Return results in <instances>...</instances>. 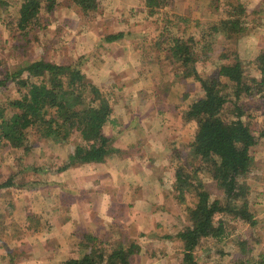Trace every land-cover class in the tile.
Listing matches in <instances>:
<instances>
[{
	"label": "rangeland",
	"instance_id": "obj_1",
	"mask_svg": "<svg viewBox=\"0 0 264 264\" xmlns=\"http://www.w3.org/2000/svg\"><path fill=\"white\" fill-rule=\"evenodd\" d=\"M54 1L52 12L48 14L43 10L38 23L28 29L27 35H23L16 31L14 25L22 0H0V80L6 73L12 75L18 67L37 59L63 66L79 65L82 72L79 62L82 57L78 56L93 50L96 41L94 42L91 36L96 34L99 36L96 43L98 44L108 35L127 33L133 36L129 39L135 41L132 47L140 46L147 54L153 52L146 56V60H152V67L155 61L161 64L156 67L155 73L160 79L158 84H170L163 87L162 103L165 98L171 101L176 99L169 97L172 88L176 89L177 99L181 102L185 101V96L191 98V103L202 96L199 83L194 78H180L185 69L179 67L171 56L173 39L191 41L189 46L198 60L193 67L200 78L214 77L222 65H234L236 61L241 63L245 82L249 83L252 93L241 94L236 99L232 95L233 90L229 89L228 95L230 102L241 106V119L256 139V144L249 150L256 169L248 175L245 182L249 187V204L257 223L249 226L222 215L219 221L223 222L225 228L223 239H202L195 249L194 256L197 264H241V260H248V264H260V261L264 260V138L260 137L264 126V99L263 95L255 91L256 87L250 80H260L261 77L255 59L264 51V0H157L159 4L152 8L146 7L145 0H98L97 10L87 16H83L78 8L67 0ZM222 20H234L238 27L232 29L221 26ZM215 27L217 31L214 30ZM138 36L146 38L142 41ZM89 60L90 58L88 62ZM21 92L23 90H18L12 82L0 86V107L7 108L8 102L18 99ZM101 93L110 102L111 93L106 90ZM167 103L171 106L174 104L168 101ZM233 109L231 104L226 105L222 113L226 120L232 117ZM11 112L12 110L7 108V114ZM195 131V122L186 121L184 135L178 140L179 146L171 150L173 164L169 174L163 175L164 193L160 199L147 202L154 208V215L143 217L141 225L137 227L133 218V204L129 205V210L122 208V211L113 205L108 211L112 216V219H108L113 220V224L93 226V229L77 220L79 225L73 234L74 241L70 239L67 243V259L84 254L83 245L89 243L84 237L87 235L96 238L95 248L103 250L106 255L120 245L137 244L140 251L131 257V264H184L182 247L176 234L189 227L186 209L194 205L195 197L190 187L176 183L174 176L178 165L186 168L188 183H198L209 193L211 199H221V191L211 178L208 165H201L199 161L189 159V166H186L188 150L183 146L189 144ZM103 135L105 136L104 132ZM77 145L84 143L76 133L70 135L67 141L58 143L45 138L36 129L26 131L25 146L28 151L14 150L7 143L0 141V186L10 182L8 186L0 188V230L6 224L10 230L19 232L21 224H29L32 225L29 229L32 231L22 232L24 236L31 240L43 239L50 248L54 247L56 241L53 236L46 240V236L50 235L46 230L52 229L53 224H64L66 220L62 210L67 185L51 181L50 186H44L48 184L45 180H58L56 175L63 173L62 171L68 169L70 172L72 169L74 172V168L83 165L66 167L73 148ZM176 149H180V154H174L173 150ZM113 150L115 152L110 156L118 155L119 151L114 148ZM28 168H44L55 174H35ZM68 174L70 176V173ZM23 188L32 192L28 195L20 193L24 191ZM34 194L37 195L36 200L33 197V203L30 205L33 212H28L29 216L23 217V212L28 206L27 201L32 200L31 196ZM43 196L47 200L42 201ZM98 204L100 202H95V207ZM148 207L145 205V209L141 210L145 212ZM44 209L51 214L53 224L46 223V217L39 214L45 211ZM123 214L126 216L123 217ZM43 225L47 228L44 229ZM141 227L143 231H136ZM5 237V243H2L3 237L0 239L3 254L8 251L4 247L10 248L13 242L6 233ZM241 245L250 252L249 255L241 253ZM28 250L29 248L22 249L23 258ZM35 256L33 252L29 255L30 258Z\"/></svg>",
	"mask_w": 264,
	"mask_h": 264
},
{
	"label": "trees",
	"instance_id": "obj_2",
	"mask_svg": "<svg viewBox=\"0 0 264 264\" xmlns=\"http://www.w3.org/2000/svg\"><path fill=\"white\" fill-rule=\"evenodd\" d=\"M67 1L78 8L83 16L98 8V0ZM157 4V0H145L147 8ZM54 6V0H22L18 19L14 24L16 31L27 35L28 29L38 23L41 12L44 10L49 14ZM220 25L232 29L238 27L234 20H222ZM214 30L217 31V28ZM120 37L121 33L111 34L105 40L110 42ZM189 41L173 39L170 47L174 61L185 69L180 78H194L199 83L202 94L187 106L184 113L185 121L196 124L193 139L187 146H183L188 150L186 166H189V159L208 165L211 178L221 191L220 200L211 199L200 184L188 183L186 168L178 165L174 176L176 183L191 188L195 203L186 209L189 227L179 231L176 238L182 247V262L197 264L194 252L202 239H223L225 228L223 222L219 221L222 215L249 226L257 223L249 204V187L245 182L248 175L256 169L254 159L249 154L256 139L241 119V106L230 102L228 95L229 89L233 90L232 95L236 99L241 94L252 93L249 83L245 82L241 63L236 61L234 65H222L214 77L200 78L193 67L198 60L191 51ZM255 63L261 77L260 80L250 81L254 83L255 91L263 95L264 99V51L256 57ZM6 82H12L18 90H23L18 99L7 104V108L12 110L11 114H7V108L0 107V141L7 143L10 148L28 151L25 146L26 131L36 129L45 138L58 143L67 141L72 134L79 135V140L84 145L73 148L66 167L102 163L115 152L111 148L110 139L102 132L112 113L109 100L83 75L79 65L63 66L37 59L18 67L12 75L6 73L0 80V86H5ZM227 104L234 108L230 120L222 115ZM260 137L264 138V126ZM173 151L178 154L180 149ZM28 169L37 174L43 172L42 169ZM84 237L89 242L83 245L84 254L60 264H131V257L140 251L139 246L132 243L115 247L106 255L103 250L95 248L96 238L87 235ZM241 249L242 254L249 255L250 252L244 246L241 245ZM240 263L248 264L249 261L241 260ZM260 264H264V260Z\"/></svg>",
	"mask_w": 264,
	"mask_h": 264
},
{
	"label": "crops",
	"instance_id": "obj_3",
	"mask_svg": "<svg viewBox=\"0 0 264 264\" xmlns=\"http://www.w3.org/2000/svg\"><path fill=\"white\" fill-rule=\"evenodd\" d=\"M121 34L122 37L110 42L104 37L98 44L96 43L99 36L97 34L91 36V39L96 41L93 50L86 52V55L78 56L82 57L79 58L81 60L79 62L83 74L85 73L101 91L106 90L111 93L109 104L112 113L103 127V132L111 139V148L119 151L118 155L110 156L102 163L77 166L74 172L72 169L70 172L66 169L56 175L58 180H45L48 184L44 185L43 182L44 186H50L51 181L67 185L62 210L66 216L64 224L54 226L52 223L54 220L51 221V214L47 209L39 213L42 217H46V223L53 224L52 229L46 230L50 233L46 236V240L53 236L57 245L50 248L43 239L31 240L24 236L22 232L32 231L29 230L32 225L21 224L19 232H16L5 224L1 227L0 239L3 237L2 243H5L6 233L13 242L10 248L4 247L8 250L7 253L3 254L0 249V264H60L66 261L67 243L70 239L74 241L73 234L79 225L77 220L80 224L86 223L88 228L113 224V220H109L112 216L108 214L113 205L122 211V208L129 210V205L133 204L135 212L133 218L137 227L141 225L140 221L143 217L154 215V208L147 202L160 199L161 194L164 193L163 175L169 174L173 164L171 150L179 146L178 140L184 135L186 122L183 120L184 113L191 103L189 100L191 98L188 96L185 101H178L176 89L172 88L169 97L176 99L171 101L165 98L162 103L163 87H168L170 84L166 86H163L162 82L158 84L160 79L155 73L156 67H160L161 64L155 61L152 67L150 64L152 60L147 61L146 56L153 52L147 54L140 49V46L132 47L135 41H131L129 37L133 36L127 33ZM141 38L143 41L146 36ZM88 58H90L89 62ZM167 101L174 103L173 106ZM41 169L43 172L40 174H51V171ZM22 190L24 191L20 193L25 195L32 192L24 188ZM31 197L32 200L27 201L28 206L23 212V217L29 216L28 212H33L30 205L33 203V197L35 199L37 195ZM41 199L47 200L44 196ZM95 202L100 204L95 207ZM145 205L149 207L144 212L141 209H145ZM125 216L123 214V217ZM121 226L122 223L119 227ZM13 228L17 230L14 225ZM136 231H143V227ZM24 248L29 250L25 251L26 257L23 258ZM32 252L36 256L30 258Z\"/></svg>",
	"mask_w": 264,
	"mask_h": 264
}]
</instances>
